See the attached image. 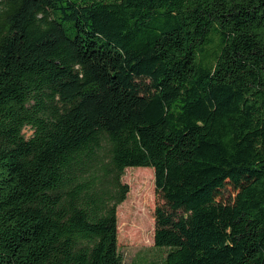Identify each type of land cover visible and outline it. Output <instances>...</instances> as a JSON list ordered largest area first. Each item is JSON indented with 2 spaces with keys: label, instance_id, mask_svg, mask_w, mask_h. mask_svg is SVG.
I'll return each mask as SVG.
<instances>
[{
  "label": "trees",
  "instance_id": "trees-1",
  "mask_svg": "<svg viewBox=\"0 0 264 264\" xmlns=\"http://www.w3.org/2000/svg\"><path fill=\"white\" fill-rule=\"evenodd\" d=\"M128 167L162 264H264V0H0V264H122Z\"/></svg>",
  "mask_w": 264,
  "mask_h": 264
},
{
  "label": "rangeland",
  "instance_id": "rangeland-1",
  "mask_svg": "<svg viewBox=\"0 0 264 264\" xmlns=\"http://www.w3.org/2000/svg\"><path fill=\"white\" fill-rule=\"evenodd\" d=\"M25 136L30 130H25ZM120 181L128 185L125 200L116 208L117 247L122 264H162L166 250L154 247V209L161 201L154 189L153 170L128 167Z\"/></svg>",
  "mask_w": 264,
  "mask_h": 264
}]
</instances>
